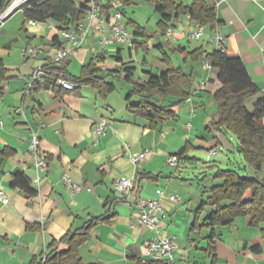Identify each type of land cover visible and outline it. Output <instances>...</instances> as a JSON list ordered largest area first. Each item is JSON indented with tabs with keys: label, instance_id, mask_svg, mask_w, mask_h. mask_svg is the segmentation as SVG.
Masks as SVG:
<instances>
[{
	"label": "crops",
	"instance_id": "obj_1",
	"mask_svg": "<svg viewBox=\"0 0 264 264\" xmlns=\"http://www.w3.org/2000/svg\"><path fill=\"white\" fill-rule=\"evenodd\" d=\"M216 9L217 23L213 28L205 27L199 44L194 46L188 37L194 22L188 18V27L177 25L183 17L177 21L172 37L166 36V43L188 52L200 47L209 50L212 43L208 41L217 33L223 36L226 54L241 59L259 89L256 96L245 102L247 110L250 104L253 111L255 103L264 99V0H227ZM16 18L18 27L7 28ZM55 38L72 52L51 22L31 23L20 8L0 25V62L7 72L6 80L0 83V186L10 197L8 205L0 204V264H33L34 259L40 260L50 253L54 249L49 248L51 243L60 241L67 232L92 218L113 214L108 222L94 227L81 246L82 264H146L154 260L145 251L147 243L154 239H170L174 243L172 260L163 264H264V239L250 225L248 216L237 218L229 226L211 227L206 219L215 207L207 206L201 215L197 213L209 197V188L221 182L211 180V176L203 182L200 177H183L182 171L195 160L191 157L195 150L223 146L220 136L214 138L210 132L215 129L210 127L207 116L196 114L197 110L207 113L208 103L221 88L217 70L208 68L203 60L188 62L189 72L194 73L190 98L172 109L173 118L151 128L145 119L127 111L125 98L116 107L118 98L112 93L101 96L97 90L83 87L77 96L63 92L58 95L38 84L28 90L27 82L34 71L50 63ZM137 39L131 48L115 46L106 51L98 46L99 37L91 36L84 48L69 56L67 71L79 77L82 67L99 55L101 61L97 64L102 70L116 72L130 66L136 68V75L140 66L141 82L145 81L155 69L145 57L137 65L131 50L145 46ZM158 41L157 45L169 54V47ZM157 45L148 44L145 50ZM35 48H39L37 56L29 57V50ZM125 48L128 59L124 58ZM24 50L28 51L26 55ZM161 62L163 72L167 66L163 59ZM74 67L77 71L72 72ZM112 78L107 82L113 83ZM174 101L172 97L166 99V103ZM184 104L190 105V117L198 120L199 128L195 129L192 122L181 121ZM103 118L109 121V127L96 142L95 124ZM33 132L40 139L49 165L48 172L40 174L39 187L33 183L36 170L28 152ZM145 151V160L133 166L130 157ZM183 151L178 167L170 168L168 157ZM17 173L37 188L35 196L28 198L11 188ZM64 175L81 190L71 195L63 184ZM138 175L149 177L141 180ZM123 177L135 178L128 196L119 195L114 188L116 180ZM147 200H158L164 210L165 217L157 231L137 223L140 205ZM110 201L115 203L109 206ZM254 245L260 246L259 254L254 253ZM64 249L61 244L59 251Z\"/></svg>",
	"mask_w": 264,
	"mask_h": 264
},
{
	"label": "trees",
	"instance_id": "obj_2",
	"mask_svg": "<svg viewBox=\"0 0 264 264\" xmlns=\"http://www.w3.org/2000/svg\"><path fill=\"white\" fill-rule=\"evenodd\" d=\"M101 11L109 17L110 4L107 0H94ZM122 3L121 13L127 16L126 8L132 5V0H119ZM150 1V0H143ZM218 0H192L189 5L178 3L176 0H158L155 11L161 15L158 29L161 36H166L169 29H174L177 21L182 17L189 18L192 22L204 27H214L217 23ZM10 2L0 0V14H2ZM20 9L26 20L35 22H51L59 31L71 30L85 22L88 12L87 0L80 4V0H28ZM128 25L132 28L133 42L135 38L148 37L146 30L129 20ZM126 29V28H125ZM55 50L62 48L58 39L55 38ZM136 44V43H135ZM167 46L173 55L180 54L184 64L188 62L205 61L212 69L217 70V80L221 88L214 94L213 99L217 105L216 118L211 126L221 132L222 129L236 136L239 145L238 151L242 155L247 166L256 172H261L264 167V99H259L252 112L245 107V102L259 93L258 87L253 83L249 74L238 57H230L226 51L206 50L203 47L188 52L185 48ZM131 48V47H130ZM163 56V63L167 69L160 74H149L145 81L133 83L136 68L125 66L119 71L102 70L98 66L101 56L92 57L82 67L79 77H74L67 71L68 59L60 66L48 63L44 67L59 70L64 80L75 86L74 91H67L60 87H53L58 95L68 93L79 95L81 88L90 87L99 92L101 96H108L115 91V85L108 83L107 79L112 76L115 79L133 83L132 89L125 97L127 111L145 119L151 128H156L158 123L166 118H173V108L180 106L190 98L192 90L193 72L186 73L182 67H175L170 55L163 51L161 45L157 48ZM116 73V77L114 76ZM6 70L0 62V83L6 80ZM50 84L44 87L49 89ZM2 90L0 89V95ZM175 98L176 101L166 103L167 98ZM216 147L211 150H216ZM185 151L177 155L181 161ZM215 174L211 176L213 181L221 182L213 185L207 191L208 199L204 201L197 211L200 215L205 207H215L206 222L209 226L225 227L231 225L237 218L248 216L250 225L259 229L264 239V179L259 181L254 177L240 176L237 172L223 170L218 166ZM144 179L149 176H137ZM208 175L204 176V180ZM11 188L18 189L28 198L38 193L37 188L32 186L23 174L17 173L11 182ZM115 202L110 201L109 206ZM107 213H111L108 210ZM113 215L92 218L82 227L67 232L64 237L53 242L49 248L54 247L50 253H46L39 260L34 259L33 264H82L80 248L87 242L91 230L101 223L108 222ZM214 233V232H213ZM66 249L59 251V246ZM254 253L261 252L259 245H254ZM165 262L152 260L146 264H163Z\"/></svg>",
	"mask_w": 264,
	"mask_h": 264
},
{
	"label": "built area",
	"instance_id": "obj_3",
	"mask_svg": "<svg viewBox=\"0 0 264 264\" xmlns=\"http://www.w3.org/2000/svg\"><path fill=\"white\" fill-rule=\"evenodd\" d=\"M28 0H13L7 9L0 14V25L3 24V20L9 16L15 9L20 8ZM110 4V15L107 17L97 6L94 0H87L88 12L85 22L79 24L77 28L71 30L60 31V37L72 48V52L66 50L64 47L55 50L54 55L50 61L51 64L60 66L66 59L76 50L84 48L86 40L91 36H98V46L102 50H109L115 46H129L133 44L132 35L123 26V14L121 13L122 3L119 0H107ZM227 0H218L217 6ZM34 23V21H31ZM205 27L194 23L193 31L189 34L191 41H198L204 35ZM173 35V29L167 31L166 36L170 39ZM215 49L225 51V38L220 34H215L211 40ZM39 52V48L30 49L29 57L35 58ZM28 53L27 50L23 51V55ZM210 68L209 65H207ZM50 84L49 90H53V87H60L67 91H74L75 86L64 80L59 70H53L48 67H38L31 78L27 82L28 90H31L35 85L45 86ZM0 126L2 122L0 121ZM109 127V121L105 118L101 119L95 124L94 136L97 139L102 137ZM29 155L33 159L34 167L36 170V176L33 179V183L39 187L41 183L40 174L47 173L49 170L48 158L45 152L41 148V142L36 133H32L29 140ZM147 151L142 153L133 154L130 157V162L133 166H138L147 156ZM217 150H211L208 154L207 160L211 159V155H216ZM167 165L171 168H177L179 165L178 156H169L167 159ZM63 184L67 190L74 195L81 190L79 185L73 184L71 180L64 175L62 177ZM135 178H120L114 183L116 192L121 196H128L134 188ZM10 197L5 190L0 186V204L6 206L9 204ZM165 217L164 210L158 200H147L140 205V211L137 218L139 226L146 227L149 230L157 231L158 224L161 219ZM174 243L170 239H154L150 240L145 248L146 255L154 260L168 262L172 260V252L174 251Z\"/></svg>",
	"mask_w": 264,
	"mask_h": 264
},
{
	"label": "rangeland",
	"instance_id": "obj_4",
	"mask_svg": "<svg viewBox=\"0 0 264 264\" xmlns=\"http://www.w3.org/2000/svg\"><path fill=\"white\" fill-rule=\"evenodd\" d=\"M10 1L12 2L13 0H10ZM157 1L158 0H150V1L132 0V5L126 8L127 16L124 17L122 24L124 27L127 28V31L130 34L132 33V28L131 26L128 25L129 20L134 21L136 24H138L140 27L146 30L148 37L137 39L138 41H140L142 46L143 45L148 46V44H151L152 46H156L159 43L158 41L159 39L162 43L164 44L166 43L167 37L161 36V32L158 29V22L161 19V15L155 11V4ZM176 1L178 3H183L185 5H189L191 3L190 0H176ZM85 2L86 0H80V4H84ZM18 23H19V18H16L14 19V21H12L10 24L7 25V28L15 29L16 27H18ZM188 24H189L188 18L183 17V19L179 21L177 25L181 27H188L189 26ZM192 42L194 46L199 44L198 41H192ZM208 42H211V41H208ZM145 46H143V48L142 47L132 48L131 51H132L134 60L136 61L137 65H139L138 61L145 57L147 61L150 63V65L153 66L155 69L154 70L155 72L153 74L161 73L163 69L162 62H161V59H163V56L161 55V52L158 49L153 48V47L150 48V51H147L145 50ZM208 48L209 47H207V49ZM214 49H215L214 44H212L209 50H214ZM169 55L175 67H182L184 71L186 72L190 71L189 64H184V59L180 54L173 55L169 50ZM127 57H128V50L125 48L124 58L128 59ZM108 59L110 62L114 63V61L111 58H108ZM158 67H162V68H159L158 70L157 69ZM201 67H204V64H201ZM138 69L139 70L137 71V74L134 77L133 83L141 82V79L143 77V75L141 74V71H142L141 67L139 66ZM71 70L72 72H75L77 71V68L74 67V68H71ZM111 81L116 85V89L114 93L112 94L116 96V98H118V102H117L118 104H116V107H117L119 105V102L123 103V98H125L126 95L129 93V91L132 89L133 83H129L123 80L119 81L115 78H112ZM208 104H209V107H208L209 110L207 109L208 110L207 113H204L201 110H197L196 114H200V115L204 114L205 117L207 116L206 120L210 121V124H212L213 119H215V118L212 119V117H215L214 115L217 114V105L214 100H211ZM248 110L252 111V107L250 104L248 105ZM181 117H182L181 121H184V122L188 121V123L192 122L193 124H195V129L197 127L199 128L200 124L198 123V120L193 119V117H190V105L189 104L182 105ZM210 127L213 129L212 126ZM215 131L212 130L210 132L214 133L213 134L215 135L214 138L216 137V135L220 136L223 146L219 145L217 147L216 150L218 151V153L214 156L211 155V159L209 161L207 160V157H208L210 150H207L206 148L195 150L194 151L195 153L191 154V157H195V160L192 161L193 163L190 162L191 163L190 166L187 165L188 169H184L182 171L183 177L187 179L191 178V180H194L196 177L198 178L200 177L202 178L201 182H203V177L205 175L212 176L218 170L217 168L211 169V167L218 166L220 169H223V170L235 171L240 176L254 177L258 179L259 181L263 180L264 179V167L261 172H256L254 171V169L247 166L242 155L238 151L239 142L236 136H234L233 134L223 129L221 132L219 131L215 132ZM205 132L209 134L208 131H205Z\"/></svg>",
	"mask_w": 264,
	"mask_h": 264
},
{
	"label": "water",
	"instance_id": "obj_5",
	"mask_svg": "<svg viewBox=\"0 0 264 264\" xmlns=\"http://www.w3.org/2000/svg\"><path fill=\"white\" fill-rule=\"evenodd\" d=\"M17 9H15L11 14H9V16H7V18H9ZM7 18H5L3 21H5Z\"/></svg>",
	"mask_w": 264,
	"mask_h": 264
}]
</instances>
